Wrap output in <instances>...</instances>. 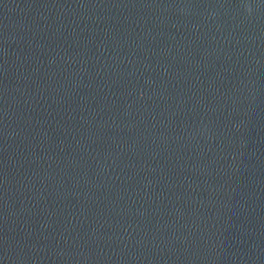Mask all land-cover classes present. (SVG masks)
<instances>
[{"label": "water", "instance_id": "95a60500", "mask_svg": "<svg viewBox=\"0 0 264 264\" xmlns=\"http://www.w3.org/2000/svg\"><path fill=\"white\" fill-rule=\"evenodd\" d=\"M0 264H264V0H0Z\"/></svg>", "mask_w": 264, "mask_h": 264}]
</instances>
